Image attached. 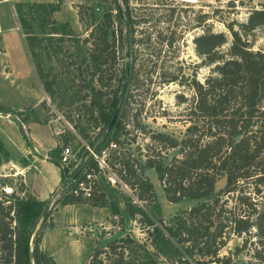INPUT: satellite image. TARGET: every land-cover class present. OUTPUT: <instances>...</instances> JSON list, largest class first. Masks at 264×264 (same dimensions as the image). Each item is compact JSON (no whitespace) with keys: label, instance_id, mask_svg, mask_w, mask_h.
Returning a JSON list of instances; mask_svg holds the SVG:
<instances>
[{"label":"rangeland","instance_id":"obj_1","mask_svg":"<svg viewBox=\"0 0 264 264\" xmlns=\"http://www.w3.org/2000/svg\"><path fill=\"white\" fill-rule=\"evenodd\" d=\"M126 1L0 0V201L12 190L15 196H28L21 177L2 164L17 151L18 130L26 137L28 130L21 121L27 118L49 125L57 142L51 160L59 163L61 147L71 148L76 162L68 168L59 163L70 175L83 158L90 155L96 161L93 148L109 125L99 118V105L106 113L120 108L118 142L96 154L106 167L96 174L92 191L95 196L97 188L104 192L107 205L61 206L64 188L48 205L47 226L51 227L43 229L40 248L56 264H90L94 249L124 234L152 250L157 245L158 260L165 261L166 248L146 232L138 213L132 217L129 206L160 226V220L168 222L199 201L168 200L146 161L153 156L169 163L178 147L166 150L154 136L163 133L179 140L195 121L190 114L195 101L193 80L204 82L209 67L200 64L193 38L210 29L230 37L225 24L236 27L252 9L264 7V0ZM118 13L131 20L129 27L118 20ZM255 40L254 49L264 50V27L255 31ZM92 43L103 49L96 62L90 57ZM127 63L134 66L128 75L124 73ZM114 96L118 104L111 109ZM119 160L128 162L131 173L121 168ZM110 174L120 184L110 185ZM224 186L221 177L215 194ZM41 221L40 217L26 229L38 230ZM240 243L238 237L229 236L220 254L229 255ZM231 264L264 263L241 253L232 257Z\"/></svg>","mask_w":264,"mask_h":264},{"label":"trees","instance_id":"obj_2","mask_svg":"<svg viewBox=\"0 0 264 264\" xmlns=\"http://www.w3.org/2000/svg\"><path fill=\"white\" fill-rule=\"evenodd\" d=\"M117 18L126 27L131 25V20L119 13ZM225 27L230 37L224 31L210 29L193 38L200 64L209 67L204 82L193 80L195 101L190 114L195 121L179 140L163 133L154 136V141L164 144L166 150L178 147L177 156L169 163L153 156L146 161L170 202H199L168 222L160 220V226L134 205L129 206L132 217L138 213L146 232L166 248V253L161 250L164 262L158 260L157 245L152 250L124 234L94 249L90 264H231L232 257L241 253L264 263V50L254 49L255 31L264 27V7L252 9L247 20L236 27ZM93 43L90 57L96 62L103 49ZM133 67L127 63L124 73L128 75ZM110 104L111 109L116 108L117 96ZM99 106V118L108 125L114 112L106 113L102 104ZM120 130L118 120L111 129L103 130L94 152L101 155L104 148L118 142ZM118 163L131 173L127 161ZM90 169L97 171L90 155L70 175L65 174L67 169H61V188L66 191L59 205H107V197L99 188V194L89 198L70 191L74 186L71 179L83 178V172ZM221 177L225 178V186L215 194V183ZM145 186L153 196L152 185L146 179ZM4 196L6 199L0 201V264H56L40 248L43 229L51 227L47 226L51 200L15 196L13 190ZM43 214L38 230L33 227L28 231L26 227ZM229 236L238 237L241 243L229 255H221Z\"/></svg>","mask_w":264,"mask_h":264},{"label":"crops","instance_id":"obj_3","mask_svg":"<svg viewBox=\"0 0 264 264\" xmlns=\"http://www.w3.org/2000/svg\"><path fill=\"white\" fill-rule=\"evenodd\" d=\"M22 117L25 118L26 114ZM21 124L28 130L26 137L18 130L15 140L12 137L17 151L15 150L16 153L11 154L2 164L10 167L13 175L21 177L28 196L40 201L51 200L62 187L61 169L50 158L57 142L52 139L48 124H38L35 120L27 118L21 121ZM39 132H42L43 136H40Z\"/></svg>","mask_w":264,"mask_h":264},{"label":"built area","instance_id":"obj_4","mask_svg":"<svg viewBox=\"0 0 264 264\" xmlns=\"http://www.w3.org/2000/svg\"><path fill=\"white\" fill-rule=\"evenodd\" d=\"M1 34V32H0ZM95 157L97 163V171L94 169L85 170L81 179H76L73 177L71 181L74 183V186L70 190L74 195L79 196L81 198H89L93 194V186H94V179L97 173L104 171L105 169V162L104 160L99 161L96 154H92ZM59 163L61 164L62 168H68L69 165L76 162L75 154L72 152L69 146H62L59 157ZM108 181L110 185L120 184L119 178L115 174H110L108 177Z\"/></svg>","mask_w":264,"mask_h":264},{"label":"water","instance_id":"obj_5","mask_svg":"<svg viewBox=\"0 0 264 264\" xmlns=\"http://www.w3.org/2000/svg\"><path fill=\"white\" fill-rule=\"evenodd\" d=\"M124 92H125V88H123V90H122V96H123ZM119 109L120 108L117 107L116 110H115V112L113 113V116H112V118H111V120L109 122V125H108V130L113 127V125H114V123L116 121L117 112H118ZM43 218H44V214L42 215L41 219H43ZM31 240H33V236L31 237ZM30 252H31V250H30Z\"/></svg>","mask_w":264,"mask_h":264}]
</instances>
